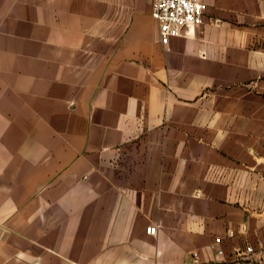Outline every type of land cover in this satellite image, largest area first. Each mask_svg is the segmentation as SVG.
Wrapping results in <instances>:
<instances>
[{
    "label": "crops",
    "instance_id": "0c3cea01",
    "mask_svg": "<svg viewBox=\"0 0 264 264\" xmlns=\"http://www.w3.org/2000/svg\"><path fill=\"white\" fill-rule=\"evenodd\" d=\"M202 1L0 0V264H264V0Z\"/></svg>",
    "mask_w": 264,
    "mask_h": 264
},
{
    "label": "built area",
    "instance_id": "2783aa9c",
    "mask_svg": "<svg viewBox=\"0 0 264 264\" xmlns=\"http://www.w3.org/2000/svg\"><path fill=\"white\" fill-rule=\"evenodd\" d=\"M204 7L202 0H151V15L158 22L160 42L167 44L172 37L180 34L183 26L202 24ZM209 20L213 21L212 18ZM145 231L154 234L156 226L148 225ZM219 240V237L215 238V241ZM251 250V246L245 247V251Z\"/></svg>",
    "mask_w": 264,
    "mask_h": 264
}]
</instances>
